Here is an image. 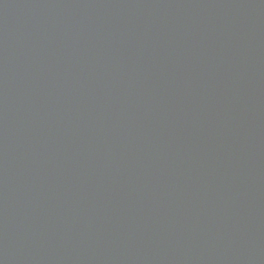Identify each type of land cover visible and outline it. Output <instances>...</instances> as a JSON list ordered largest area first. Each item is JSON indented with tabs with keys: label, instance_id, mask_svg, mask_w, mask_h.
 <instances>
[{
	"label": "water",
	"instance_id": "obj_1",
	"mask_svg": "<svg viewBox=\"0 0 264 264\" xmlns=\"http://www.w3.org/2000/svg\"><path fill=\"white\" fill-rule=\"evenodd\" d=\"M0 264H264V0H0Z\"/></svg>",
	"mask_w": 264,
	"mask_h": 264
}]
</instances>
